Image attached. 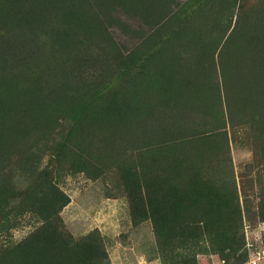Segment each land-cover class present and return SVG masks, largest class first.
<instances>
[{
  "label": "trees",
  "instance_id": "16d2710c",
  "mask_svg": "<svg viewBox=\"0 0 264 264\" xmlns=\"http://www.w3.org/2000/svg\"><path fill=\"white\" fill-rule=\"evenodd\" d=\"M226 114L264 161V0H0V230L37 223L0 264H110L97 230H67L47 155L72 169L119 161L163 264H245L250 200ZM103 148L111 165L94 158Z\"/></svg>",
  "mask_w": 264,
  "mask_h": 264
},
{
  "label": "rangeland",
  "instance_id": "374dc122",
  "mask_svg": "<svg viewBox=\"0 0 264 264\" xmlns=\"http://www.w3.org/2000/svg\"><path fill=\"white\" fill-rule=\"evenodd\" d=\"M116 35L121 37L124 45H130L129 36ZM226 121L240 201L246 206V201L250 200L248 206L251 209L243 217L248 253L245 264H264V221L257 213L260 194L264 190L263 157L253 143L255 135L250 128L233 127L227 114ZM66 129L64 126L61 133ZM56 139L59 140V136ZM103 150L105 154H96L95 160L111 165L106 160L110 161L112 156ZM131 153L132 150H129L128 154ZM133 158L139 160V157ZM91 162L93 166L72 169L70 164L63 166L52 162L50 155L42 159L41 169L51 171L56 184L70 197V203L61 212L67 230L75 238L97 230L104 241L110 264H163L152 222L147 220L137 225L133 221L119 161L107 168L93 160ZM260 174L262 179L258 181ZM36 225V220L27 216L21 219L18 229L0 230V251L3 247L23 241ZM198 264L226 263L218 256L204 255L198 257Z\"/></svg>",
  "mask_w": 264,
  "mask_h": 264
}]
</instances>
